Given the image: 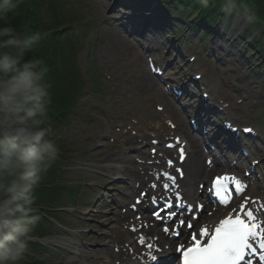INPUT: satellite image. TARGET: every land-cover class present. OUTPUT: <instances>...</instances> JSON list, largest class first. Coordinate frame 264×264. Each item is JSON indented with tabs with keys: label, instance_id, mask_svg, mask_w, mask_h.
Here are the masks:
<instances>
[{
	"label": "rangeland",
	"instance_id": "obj_1",
	"mask_svg": "<svg viewBox=\"0 0 264 264\" xmlns=\"http://www.w3.org/2000/svg\"><path fill=\"white\" fill-rule=\"evenodd\" d=\"M53 1L60 10L61 3L64 9L69 8L75 20L70 23H74L72 28L79 35L81 47L76 56L77 64L75 55L71 54L68 65L71 71V65H75L86 92L79 98L65 123L52 131V136L65 146L66 153L62 160L59 185L67 189L77 188L73 191L76 198L70 202L66 197L67 190L61 189L63 213L57 215L58 221H53L59 227L45 230V239L39 241L41 249H31L34 246L30 243L19 264H62L66 257L72 256L71 239L79 243L81 251L92 254L91 257L97 252L103 253L102 249L108 245L105 233L111 232L110 228L114 226L108 219V213L112 211L108 207L112 202L110 197H119L126 191L123 188L125 184L115 182L116 176L106 173L102 168L104 164H98L96 160L115 159L124 154L125 161H115L114 165L137 168L145 157L139 152H149L150 138L155 135L153 128L164 126L169 129L165 124L169 121L178 127L182 124L185 130H189V119L184 114H178L173 107L175 104L163 94L161 83L147 69L146 59H154L160 65L169 63L165 69L174 73V77H186L188 72L195 73V69L200 72L204 69L202 66H207L204 79L209 80L207 75L212 78L208 87L214 88L213 101L223 96L230 102L227 112L233 124L260 125L258 129L262 141L256 148L260 152L252 156L264 157V64L260 51H264V36L261 34L263 26L251 20V9L235 8L232 4L214 22L219 25L221 36L215 37L217 42L212 46L214 50L209 63L204 54L210 52L212 37L199 33L195 39L191 35L198 30L189 32L188 39H184V55L187 58L200 52L202 58L192 65L186 63L179 67L175 55L166 48L168 40L159 39L150 32L140 37L125 30L121 25L125 21L120 20L125 11L117 7L120 0ZM47 6L44 5V11ZM71 15L66 13L67 18ZM236 20L238 22L235 24ZM173 37L170 34L166 38ZM242 39L247 43L252 42L253 48L242 49L243 46L238 44L243 42ZM201 45H208L207 51L203 52ZM128 46L136 50H128ZM233 51H237V54L229 55L228 52ZM217 78L222 80V88L217 87L216 81H211ZM149 81L154 82L155 86L147 90ZM141 131L146 135L133 145L132 149L136 152H132V149L127 151L122 140L129 136H142ZM163 137L168 136L163 134ZM199 157L203 165L206 157L202 154ZM216 173L218 171L211 172L208 178ZM262 174V180H255L257 182L249 190L250 196L264 198ZM80 183L81 187H77Z\"/></svg>",
	"mask_w": 264,
	"mask_h": 264
},
{
	"label": "clouds",
	"instance_id": "obj_2",
	"mask_svg": "<svg viewBox=\"0 0 264 264\" xmlns=\"http://www.w3.org/2000/svg\"><path fill=\"white\" fill-rule=\"evenodd\" d=\"M24 0H0V264H19L40 222L36 191L55 163L52 84L46 60L29 57L46 33L17 21ZM208 7L210 0H199ZM232 7L227 0L225 10Z\"/></svg>",
	"mask_w": 264,
	"mask_h": 264
},
{
	"label": "trees",
	"instance_id": "obj_3",
	"mask_svg": "<svg viewBox=\"0 0 264 264\" xmlns=\"http://www.w3.org/2000/svg\"><path fill=\"white\" fill-rule=\"evenodd\" d=\"M162 2L169 7L180 6L181 8H189V10L198 9L197 21L204 26L211 27L219 17L218 15L227 3V0H210L209 6L206 8L199 3V0H162ZM232 2L237 8H248L253 11V22L263 26L262 35H264V0H232ZM44 5H48L45 11ZM59 7L61 10L58 9L53 0H24L21 16L17 21H14V23L25 20L30 21L34 29H40L46 33L35 52L29 53V57L38 55L44 58L50 69L49 77L52 84L53 101L51 113L52 131L63 125L71 116L84 91L75 65H71L72 71L68 65L70 55L72 54L76 57L78 50L81 48L79 39L70 32L71 26L74 24L70 22H75V20L69 13V8L64 9L62 3ZM66 13L71 16L67 18ZM52 139L57 143L59 153L55 163L45 174L41 187L35 194L38 215L40 216V222L35 232L37 239L44 237L42 232L45 228V220L56 216V210L61 207L56 204V201L59 200L60 196L58 183L61 178V162L64 160L66 153L63 143L53 136ZM70 192L73 193V190H70ZM74 196L68 195L71 200ZM30 243L31 246H34L31 249H39L38 245Z\"/></svg>",
	"mask_w": 264,
	"mask_h": 264
},
{
	"label": "snow or ice",
	"instance_id": "obj_4",
	"mask_svg": "<svg viewBox=\"0 0 264 264\" xmlns=\"http://www.w3.org/2000/svg\"><path fill=\"white\" fill-rule=\"evenodd\" d=\"M245 131L251 130L245 129ZM181 158H183L182 151ZM169 166H171V161H169ZM165 176L167 179H171L167 174ZM232 189L240 194L244 185L234 176H220L213 181L211 191L219 203L227 205L230 202ZM246 204L247 200L241 204L239 214L234 218L230 215L221 220L214 231L209 232L207 229L201 228L198 234L192 232L190 244L187 247L181 244L177 249L178 252L182 253V264H242L248 254L255 255L258 250L262 253L258 258L259 262L264 264V228L261 227L257 215L252 209L247 208ZM165 208L170 209L172 205L166 204ZM176 208H184L179 202V198H177ZM184 210L190 211V209ZM259 211L261 216H264V210ZM154 215L156 218L160 217L159 212H155ZM178 215L177 212H169L168 219L172 220ZM184 227L192 229L193 224L180 218L179 224L172 228L171 232L179 237L181 235L180 229ZM132 231L136 230L132 229ZM164 231L169 233L170 229L165 227ZM139 242L143 244V238ZM151 247L149 245V248ZM151 259L154 262L158 260L154 255Z\"/></svg>",
	"mask_w": 264,
	"mask_h": 264
},
{
	"label": "bare ground",
	"instance_id": "obj_5",
	"mask_svg": "<svg viewBox=\"0 0 264 264\" xmlns=\"http://www.w3.org/2000/svg\"><path fill=\"white\" fill-rule=\"evenodd\" d=\"M128 50H136L133 47L128 46L127 48ZM231 55H236L237 51H233L230 52ZM216 84L218 88H222V82L220 78L216 79ZM153 86H155L154 82H150L148 83V87L147 90L152 88ZM226 100V99H225ZM222 106V105H221ZM227 107H225L224 109H226ZM151 127V126H148ZM147 127V128H148ZM153 132H155L154 137L152 138V140H157V137L162 136L163 134L166 135H170V134H175L174 136H178L182 139V141L186 142V150L189 153V150L191 152V155L189 156V160L186 162L185 165V172L187 174V179L185 180V182H181L180 183V187L186 191V194L189 196H191V194L193 193V190L191 188H193L197 181H199L202 178H207L206 175H208V173L212 170L215 169V165L212 168H206L205 166L202 165L201 163V158L199 157L200 151H199V147L197 146V144H194L191 140V136L189 135L188 130H185L183 126L178 127L176 130L174 131H170L169 129L165 128L164 126H159L157 129L153 128ZM141 134H143L142 136H138V137H126L122 140V144L125 147V149H130L132 147V145L138 140L139 137H145L146 133L141 131ZM151 140V139H150ZM163 153H165V151L161 150ZM142 154H146V151H143ZM93 155V154H92ZM162 155V154H161ZM126 156L124 154H121L120 156H117L115 159L113 158H102L99 160H96L98 164H104L102 166V168L104 169V171L106 173L115 175L117 179L121 180L124 177L129 180V186H130V191L132 192L135 191L136 189L134 188L135 185V180H138L140 182H143L144 178L147 175L144 173H140L138 171V169L136 167H122L119 165H114L115 161H125L124 158ZM93 159V158H92ZM157 159V158H155ZM95 161V160H94ZM134 165V164H132ZM150 170V168H148ZM141 170H147V168L143 167ZM195 196L199 195L198 194V190L196 188V191H194ZM190 198V197H189ZM124 199V198H123ZM113 207H111L110 205L108 207H111L112 211H110L109 214V220H111V223L114 226H111L112 228L110 229L111 232H106L105 234L108 235L109 237V244H112V250L114 249V247H116V244H120L122 243L121 240H124L123 242L125 243H131V241L129 240L131 237V233H128V231L122 229L123 225L126 223V221H129L130 219V215H126V214H121L119 210H117L116 208L119 207V201L118 202H113ZM119 205V206H118ZM122 207V206H121ZM145 219V218H144ZM109 231V230H108ZM98 240H101L100 238H98ZM168 241V237L167 240ZM109 244L106 246V248L102 249L103 253H99L97 252V254H94V256H97V259H92L91 256L92 254H86L85 252H82L79 248V244L71 239V245L73 247V251L71 252L72 256L70 257H66L64 262H62V264H72V263H77V264H114L113 260L114 257L117 256V259L114 261H119L120 264H139L137 260L132 259L129 255H125V253L121 252V255H115L113 254V252L109 251ZM164 243L163 241L160 240V245L162 246ZM134 245V244H133ZM133 245H130V247H132ZM100 250V251H102ZM100 255H103L104 258L100 259ZM124 257L126 258L125 261L122 260V258L124 259Z\"/></svg>",
	"mask_w": 264,
	"mask_h": 264
}]
</instances>
